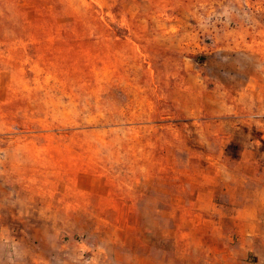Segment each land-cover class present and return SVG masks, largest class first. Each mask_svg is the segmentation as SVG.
Listing matches in <instances>:
<instances>
[{
	"label": "rangeland",
	"instance_id": "374dc122",
	"mask_svg": "<svg viewBox=\"0 0 264 264\" xmlns=\"http://www.w3.org/2000/svg\"><path fill=\"white\" fill-rule=\"evenodd\" d=\"M242 38L264 66V0H0V213L95 200L76 194L95 179L119 199L221 202L259 133L172 99L188 74H239Z\"/></svg>",
	"mask_w": 264,
	"mask_h": 264
},
{
	"label": "crops",
	"instance_id": "0c3cea01",
	"mask_svg": "<svg viewBox=\"0 0 264 264\" xmlns=\"http://www.w3.org/2000/svg\"><path fill=\"white\" fill-rule=\"evenodd\" d=\"M259 47L260 41L242 38L239 74H208L204 85L198 75L188 74L185 86L173 92L172 100L189 119L204 116L221 128L259 133L241 147L239 183L224 186L221 202L119 199L95 179L90 188L76 192L95 200H77L41 216L0 213V264H264V166L259 162L264 66ZM98 187L105 190L104 198Z\"/></svg>",
	"mask_w": 264,
	"mask_h": 264
}]
</instances>
